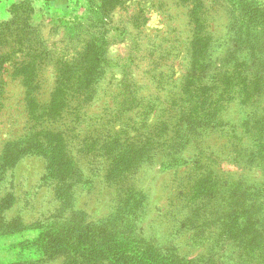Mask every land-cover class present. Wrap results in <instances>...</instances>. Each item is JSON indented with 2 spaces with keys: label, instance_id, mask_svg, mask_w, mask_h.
Here are the masks:
<instances>
[{
  "label": "rangeland",
  "instance_id": "374dc122",
  "mask_svg": "<svg viewBox=\"0 0 264 264\" xmlns=\"http://www.w3.org/2000/svg\"><path fill=\"white\" fill-rule=\"evenodd\" d=\"M193 1L202 3L213 43L194 87L210 98L226 86L242 90L248 101L236 124L238 138L209 126L191 130L192 139L182 125L177 138L153 147L138 164L124 160L122 170L109 172L111 156L81 154L79 141L91 122L80 121L112 119L109 127L121 128L119 105L128 88L137 98L172 100L164 81L178 82L187 73L188 7L178 0H0V61L8 57L0 62L8 93L0 153L14 135V107H21L23 59L45 57L36 61L39 75L54 89L58 60L74 61L92 48L100 97L90 107L79 104L88 112L69 131L75 172L49 173L39 153L0 163V202L7 199L0 212V264H91L107 257L100 244L114 236L129 250L127 264L145 255L156 264H264V0ZM141 114L133 115L131 128L143 121ZM76 119L74 113L68 122Z\"/></svg>",
  "mask_w": 264,
  "mask_h": 264
},
{
  "label": "trees",
  "instance_id": "16d2710c",
  "mask_svg": "<svg viewBox=\"0 0 264 264\" xmlns=\"http://www.w3.org/2000/svg\"><path fill=\"white\" fill-rule=\"evenodd\" d=\"M191 1L192 3L188 0H178V5L189 9L187 24L192 31V37L186 50L189 61L184 78L175 83L164 81L170 86L168 94L172 100L165 99L159 102L154 97L137 98L136 93L128 88L127 95L119 105L118 115L124 118L123 122H119L117 125L122 126L119 129H116V126L109 127V124L113 123L112 119L105 124L97 117L89 119V121L83 117L88 111H82L85 105L80 107L79 104L88 102V107H90L100 100L98 88L93 86L96 84L94 81L96 69L93 65L95 54L92 52V48L81 57L72 59L74 61L64 60L61 57L56 65L59 79L56 81L54 89L53 87L46 89L42 85L39 75L40 71L42 72V65L39 61L36 63L37 60H44L45 57L38 56L35 57V60H31L32 58L29 56L31 48L26 47L24 50H27L26 53L30 58L23 59L19 66L24 89L21 107L16 104L15 110L12 112L14 120L11 126L14 135L5 140L0 153V163L5 167L14 163L22 154L39 153L48 160L47 170L49 173L66 176L75 172L72 162L74 156L70 150V138L72 137L69 136V131L76 130V125L72 123H76L81 116L83 117L80 121L82 125L91 123L86 126L87 132L84 134V138L79 141L81 143L80 152L84 157L91 154H100L105 158L111 156L109 172L122 170L125 165L124 160H127L129 165L138 164L153 147L167 144L169 137L171 141L177 138L176 131L180 130L182 125H187L190 131L200 129L208 131L209 126H212V128L219 129L223 135L229 132L231 137L237 139L236 124L241 123L240 118L244 112H242V106H245L248 101L243 97L242 90L239 87L231 89L226 86L219 96L210 98L199 94V88L194 87V82L197 80L196 75L202 73L206 67L208 50L211 49L213 43L208 33L202 3ZM35 52L37 51L33 53ZM7 58L2 57L1 65ZM232 76L236 78L238 73L235 72ZM123 80L121 78L117 84L122 83ZM5 84L6 82L0 80V113L3 112L7 103L8 93ZM99 85L98 87L101 88L102 84ZM46 93L48 97L45 96ZM115 93H118L117 90ZM116 94L114 98L117 96ZM73 98H76L77 101H73ZM18 100L14 102L18 103ZM109 106L111 107V104ZM134 109H137L135 114L133 113L135 116L138 115L139 110H142L143 121L138 122L137 120L139 126L135 125L131 128L134 116L130 115V112ZM74 113H76L77 119L76 121L71 120L69 123L68 118ZM24 114L26 119L20 123L18 120ZM154 117L155 120H153ZM176 118L179 121L176 122ZM129 131L133 134H130ZM170 131H173V134L169 135ZM192 131L193 139L195 135H192ZM74 136L76 138V135ZM198 142L202 143V140ZM6 201L7 199H3L0 202V212ZM15 223L12 222V225ZM6 228H10L9 225ZM60 234H64V232L62 231ZM114 237V241L105 237L100 244L102 249L107 252H104L107 257L93 258L91 264H100L104 259H110L112 264H121L119 262L121 259L127 264L129 250L120 246L119 240L117 241V237ZM64 245H55V247L64 248L62 247ZM145 256L142 257L143 261L141 262L131 260L128 264H156L155 258ZM144 260L147 261L144 262Z\"/></svg>",
  "mask_w": 264,
  "mask_h": 264
}]
</instances>
